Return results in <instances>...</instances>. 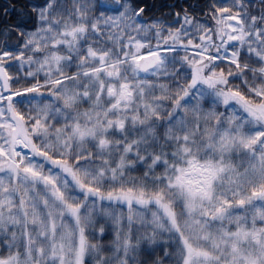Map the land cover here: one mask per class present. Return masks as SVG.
<instances>
[{
  "label": "snow or ice",
  "instance_id": "snow-or-ice-1",
  "mask_svg": "<svg viewBox=\"0 0 264 264\" xmlns=\"http://www.w3.org/2000/svg\"><path fill=\"white\" fill-rule=\"evenodd\" d=\"M12 11L0 264H264V0Z\"/></svg>",
  "mask_w": 264,
  "mask_h": 264
},
{
  "label": "trees",
  "instance_id": "trees-1",
  "mask_svg": "<svg viewBox=\"0 0 264 264\" xmlns=\"http://www.w3.org/2000/svg\"><path fill=\"white\" fill-rule=\"evenodd\" d=\"M157 2L160 5H163L164 3L169 2V0H157ZM19 3H23V0H0V12H2L4 6H8L11 9L12 5H18ZM15 16L16 13L14 11L10 12V15L8 17L0 16V23L11 22V20L14 19Z\"/></svg>",
  "mask_w": 264,
  "mask_h": 264
}]
</instances>
